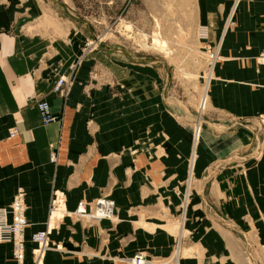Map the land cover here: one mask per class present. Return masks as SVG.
Here are the masks:
<instances>
[{
	"label": "crops",
	"instance_id": "0c3cea01",
	"mask_svg": "<svg viewBox=\"0 0 264 264\" xmlns=\"http://www.w3.org/2000/svg\"><path fill=\"white\" fill-rule=\"evenodd\" d=\"M49 1L0 0V205L26 187L30 221L24 261L7 241L0 243V264H130L138 251L161 264L180 238L182 264H251L244 239L257 249L264 241V65L255 60L264 47V0L197 2L198 22L213 23L210 41H222V59L194 159L195 120L165 94L168 72L136 57L124 62L111 47L73 69L87 35L76 19L48 9L59 4L72 17L66 4ZM59 73L71 76L66 96L53 90ZM114 77L124 88L112 87ZM41 97L59 115L53 122L41 119ZM241 117L250 120L246 127L237 125ZM14 126L18 133L10 137ZM239 135L250 148L244 172L221 163V150L238 149ZM55 191L69 212L110 195L116 216L58 217L52 244L35 261L30 235L50 224ZM184 195L179 216L175 204Z\"/></svg>",
	"mask_w": 264,
	"mask_h": 264
},
{
	"label": "rangeland",
	"instance_id": "374dc122",
	"mask_svg": "<svg viewBox=\"0 0 264 264\" xmlns=\"http://www.w3.org/2000/svg\"><path fill=\"white\" fill-rule=\"evenodd\" d=\"M45 1L51 3L49 0ZM59 2L68 6L71 13L69 16L72 17H68L65 13V9L59 4L58 6L54 5V9L50 6L48 9L57 16H66L67 18L76 19L78 26L82 28L87 35L85 40L91 38L94 39L95 42L94 46L88 49H84V43L82 44L79 58L72 65L73 69L76 68L79 61L84 57L91 56L96 52H102L103 50L109 53V51L106 50L107 47L123 48L127 54L122 53L119 54L118 57L123 59L124 62H131L133 61L132 57H136L138 58L135 60L137 62L151 63L152 65L161 67V71L164 73L168 72L169 76L167 80H165L166 82L164 85L165 94L167 96H173L174 99L180 101L183 104V108L191 111L190 115L193 120H195L193 121L195 126L202 127L200 126L201 114L211 107V103H208V98L205 105H200L203 91L207 81H209L208 84L210 86L214 75V67L216 63L222 59V55L220 52L219 58L214 61L211 60L209 53L202 51V47L207 46V41H202L199 37L198 29L200 25L207 24L210 25L212 30L213 23L198 22V0H59ZM51 12H47V19H45L50 22H52L50 17ZM230 19L232 20L230 17L228 22H226L224 31L233 24L234 19L231 23ZM154 37H158L163 41L166 40L167 47L165 46L163 49L167 50H163L160 46L155 47L152 45V38ZM210 43L214 45L215 43H222V41L219 39L216 42L210 41ZM262 49H264V47ZM219 50H221V48ZM113 79L114 81L111 80L113 81V88H115L114 86H116V84L124 88V85L115 81L117 80L115 77ZM208 91L209 88L206 91L209 96ZM200 107H202L203 110ZM222 120L223 123H229V119ZM249 122L250 120L241 117L238 118L237 125L246 127V124ZM225 126H227L225 130H229L228 125ZM201 134L196 135L195 141L193 137V156H191V159L196 158V151L201 139ZM228 134L230 135V132H228ZM223 135H225V133H223ZM237 145L238 149L232 152H230L229 149L221 150V163L222 165L226 164V166L231 162L238 164L240 172H244L246 168L245 162L247 152L250 151V148H246L247 145L244 138L243 142H241L240 135ZM184 197L177 199L179 203L175 204L179 206V216H183V204L186 203L188 199L186 195H184ZM165 200L167 201L168 199H158L160 204H164ZM170 203H172V200ZM58 215H60L59 212ZM221 216L222 220L229 219V215L224 212H222ZM52 219L54 220L55 217H52ZM244 243L247 246V250L250 252L247 253L250 263L262 264L261 259H264V241L260 242V247L258 249L256 248V243H254V245H248L249 243L246 239H244ZM50 244H52L51 238ZM176 245L172 253L167 257L169 259L167 261V258L164 259V262L171 260V257L176 253ZM248 247H250V249H248ZM251 250L254 255L253 259ZM178 253L180 264H182L181 258L183 255H186L182 243L180 252H177V254Z\"/></svg>",
	"mask_w": 264,
	"mask_h": 264
},
{
	"label": "built area",
	"instance_id": "2783aa9c",
	"mask_svg": "<svg viewBox=\"0 0 264 264\" xmlns=\"http://www.w3.org/2000/svg\"><path fill=\"white\" fill-rule=\"evenodd\" d=\"M198 33L202 41H207V46L202 47V51L208 52L212 58L218 57L220 53V50H218V43H215L214 45L210 43V25H200ZM93 46V39L87 38L84 42V49H88ZM260 62H264V50L259 55V63ZM70 85L71 76L65 73H59L54 79L53 90L61 96H66L69 92ZM36 105L39 109L41 119L44 123L47 124L53 122L59 117V115L52 110L51 103L46 98H38L36 100ZM9 131V136H15L18 133V128L17 126H15L10 128ZM56 156L57 153L53 151L51 153V159L54 160ZM26 195V188L22 185H19L13 194L12 200L6 205H0V242H12L14 256L19 262H22L26 256L28 243L27 227L30 221L27 214L28 202L26 199ZM103 197V199L100 198L97 202V206L95 209V213H97V215H95L96 217H99V215H103L105 217L112 216L113 208L111 207V204L114 202V199L110 195H104ZM62 201L63 194L59 191H55L51 203L52 208H50L51 213H53L54 209L56 210V208L59 207ZM101 202H104V204H101ZM79 209L82 210L81 207ZM95 213H93V215ZM50 230L51 225H46L44 228L36 230L30 235L31 241L34 242L32 253L35 261H40L49 247ZM177 245H180L179 241L177 242ZM179 258V254H174L171 257V261L168 263L179 264V262H177V259L179 260ZM146 260L148 261L147 258ZM132 261L135 264H145L143 263L145 262V258L140 251L136 252L134 257L132 258Z\"/></svg>",
	"mask_w": 264,
	"mask_h": 264
},
{
	"label": "bare ground",
	"instance_id": "6f19581e",
	"mask_svg": "<svg viewBox=\"0 0 264 264\" xmlns=\"http://www.w3.org/2000/svg\"><path fill=\"white\" fill-rule=\"evenodd\" d=\"M155 36V35H154ZM93 43H95L94 42V39H93ZM152 45H154L155 47L157 46H160V47H162V49H163V47H167V43H166V40L165 41H163V40H160L158 37H154V38H152ZM154 47V48H155ZM215 47V46H214ZM218 47H219V49L221 48V43H220V46H219V44H218ZM218 49V50H219ZM163 50H167V49H163ZM264 49H262L256 56H255V59L257 60V63L258 64H262V65H264V62H260L259 63V55L262 53V51H263ZM204 52H206V51H204ZM208 53V52H207ZM219 55H220V53H219ZM219 55H218V57H216V58H212L210 55V58H211V60H216L217 58H219ZM210 80V79H209ZM209 81H207V84L205 85V89H204V91H203V97H202V100H201V103H200V105H205L206 103H207V97H208V95H207V89L209 88ZM204 103V104H203ZM201 109H202V107H200ZM203 108H204V106H203ZM203 110V109H202ZM200 126H201V123H200ZM15 127V126H14ZM194 128H196V129H194V132H193V137H194V141H195V139H196V135H200L201 134V132H202V127H198L197 125L194 127ZM10 132V131H9ZM10 137H12V136H10ZM194 155H195V152H194ZM100 198H104L103 196L102 197H99V198H96L92 203H87V202H85V201H80L79 203H78V205H77V207H76V209L75 210H73V211H71V212H69L68 210H67V208H66V206H65V203H64V198H63V201H62V203H60V205H59V207L58 208H56V210L54 209L53 210V213H51V209H50V217H51V222H50V224H51V227H52V225L54 224V222H55V220L58 218V217H64L66 214H69V213H71V214H74V215H76V216H78V217H81V218H86V219H88V220H94V221H97V220H102V219H114L115 218V216H116V214H115V208H116V205H115V201L111 204V207L113 208V213H112V216H110V217H105V216H103V215H99V217H96L95 215H97V213H95V209H96V206H97V202H98V200L100 199ZM52 203V202H51ZM83 204H84V206H83ZM101 204H104V202H101ZM82 208V210H80L79 208ZM50 208H52L51 206H50ZM58 212H59V214L60 215H58ZM93 213H95L94 215H93ZM51 214H52V216H51ZM52 217H55V219L53 220L52 219ZM49 224V225H50ZM181 233V232H180ZM179 242H180V245H176V253H175V255H178L177 254V252H180V249H181V238L178 240ZM1 243V242H0ZM12 243V242H11ZM142 254H143V256H144V258H145V262H143V263H145V264H149L150 263V260H149V258L147 257V253L146 252H144V251H140ZM13 255H14V253H13ZM15 257V256H14ZM134 257V256H133ZM132 257V258H133ZM132 258H130L129 259V263L130 264H135V263H133V261H132ZM146 258L148 259V261L146 260ZM25 259V258H24ZM18 261V260H17ZM24 261V260H23ZM22 261V262H23ZM147 261V262H146ZM171 260H169L168 262H170ZM19 262V261H18ZM168 262H164V263H161V264H175V263H168ZM177 262H179V264H180V259L178 260L177 259Z\"/></svg>",
	"mask_w": 264,
	"mask_h": 264
},
{
	"label": "water",
	"instance_id": "95a60500",
	"mask_svg": "<svg viewBox=\"0 0 264 264\" xmlns=\"http://www.w3.org/2000/svg\"><path fill=\"white\" fill-rule=\"evenodd\" d=\"M112 49H116V50H119V51H121L123 53H126V51L123 48H120V47H116V48L112 47Z\"/></svg>",
	"mask_w": 264,
	"mask_h": 264
}]
</instances>
